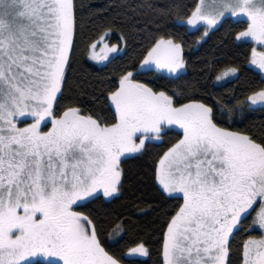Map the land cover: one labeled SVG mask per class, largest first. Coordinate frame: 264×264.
<instances>
[{"label":"snow or ice","instance_id":"6c2138e0","mask_svg":"<svg viewBox=\"0 0 264 264\" xmlns=\"http://www.w3.org/2000/svg\"><path fill=\"white\" fill-rule=\"evenodd\" d=\"M82 7L77 0H0V264H125L150 255L144 240L126 254L113 251L108 237L123 223L105 232L85 206L122 195L126 161L166 131L177 136L153 180L176 203L160 222L158 264H264V124L234 127L247 112L264 111V76L243 99H214L184 80L185 44L169 27L174 19L203 28V40L232 23L234 39L252 44L249 63L264 73V0H196L190 11L177 0H113L90 12L97 16V38L87 45L94 61L110 63L130 39L148 38L138 63L99 79L93 101L106 106L104 116L75 98L62 103ZM113 32L120 43L109 42ZM150 72L184 86L142 78ZM239 72L229 64L215 80Z\"/></svg>","mask_w":264,"mask_h":264},{"label":"trees","instance_id":"16d2710c","mask_svg":"<svg viewBox=\"0 0 264 264\" xmlns=\"http://www.w3.org/2000/svg\"><path fill=\"white\" fill-rule=\"evenodd\" d=\"M113 0H77L83 7L79 10L82 17L83 27L77 38V51L73 58L72 69L68 73L69 83L64 89L63 104H67L74 98L78 99L83 106H91L101 116L108 114L104 104L94 103L93 96L98 94V81L101 77L114 76L119 68L131 62H137L142 58L143 48L147 46V34L135 39H130L127 49L117 55L111 62H97L87 55V45L92 39H96L98 32L93 29V22L97 16H90V12L106 9ZM154 3L164 5L170 0H153ZM190 11L196 0H177ZM100 14V13H98ZM171 31L182 37L185 44V55L189 61L187 76L184 80L198 82L201 86L216 96L225 98V102L234 96L243 99L250 88L262 83L263 73L249 63L251 43H241L232 35L236 25L226 22L208 33L203 40L197 38L203 33L181 27L173 19L169 21ZM108 40L110 43H120L119 33L113 32ZM121 47H124L121 44ZM235 64L240 67L236 76H231L225 81L218 83L215 76L226 65ZM146 81L154 82L158 86L175 89L184 86V80L174 81L165 78L160 73L150 72L143 77ZM247 119L243 124H235L234 127L243 128L245 125L255 124L257 127L264 124V111L257 109L246 113ZM176 132H165L162 139L147 145L143 155L126 161L130 179L126 181L123 194L112 199L111 202L104 200L93 201L85 206V210L92 209L103 221L105 232L111 231L112 226L123 223L124 230L108 237L113 251L127 253V248L141 240L146 241L150 247V255L138 256L134 260H126L125 264H158V232L160 222L165 214H171L174 200L166 199L159 190V186L153 180L155 163L163 152L174 142ZM153 205L152 210H147V205ZM143 209V211H141ZM234 243V248L239 244Z\"/></svg>","mask_w":264,"mask_h":264},{"label":"flooded vegetation","instance_id":"af4514ba","mask_svg":"<svg viewBox=\"0 0 264 264\" xmlns=\"http://www.w3.org/2000/svg\"><path fill=\"white\" fill-rule=\"evenodd\" d=\"M100 63H103V62H100ZM263 74H264V73H263ZM258 207H259V204H256V205L254 206V209L252 210V215L255 214V209H258ZM251 219H252V216H249V222L251 221ZM234 243H235V241L233 242V246H234Z\"/></svg>","mask_w":264,"mask_h":264},{"label":"rangeland","instance_id":"374dc122","mask_svg":"<svg viewBox=\"0 0 264 264\" xmlns=\"http://www.w3.org/2000/svg\"><path fill=\"white\" fill-rule=\"evenodd\" d=\"M192 29H195V28H192ZM192 29H191V30H192ZM97 51H98V52L100 51V47L97 48ZM251 65H252V64H251ZM253 66H255L257 69H259L256 65H253ZM230 77H231V76H229V77H225V78H223L222 80L217 81V82H218V83L223 82V81H225L224 79H228V78H230ZM161 139H162V137H161ZM161 139H160V140H161ZM158 141H159V140H158Z\"/></svg>","mask_w":264,"mask_h":264}]
</instances>
